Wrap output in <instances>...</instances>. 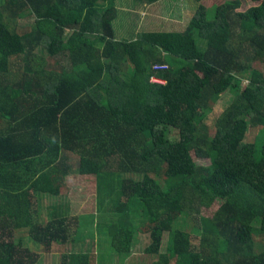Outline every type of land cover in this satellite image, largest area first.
Instances as JSON below:
<instances>
[{
  "label": "trees",
  "instance_id": "trees-1",
  "mask_svg": "<svg viewBox=\"0 0 264 264\" xmlns=\"http://www.w3.org/2000/svg\"><path fill=\"white\" fill-rule=\"evenodd\" d=\"M118 1L0 0V264H38L84 239L68 206L43 205L72 174L95 176L96 228L121 256L141 230L152 264H264V0L227 1L212 19L194 0L184 31L121 40ZM226 92L212 130L206 115ZM202 208L215 211L194 244ZM61 264L96 262L82 251Z\"/></svg>",
  "mask_w": 264,
  "mask_h": 264
},
{
  "label": "rangeland",
  "instance_id": "rangeland-1",
  "mask_svg": "<svg viewBox=\"0 0 264 264\" xmlns=\"http://www.w3.org/2000/svg\"><path fill=\"white\" fill-rule=\"evenodd\" d=\"M230 0H204L202 3L208 9V17L213 18L215 13V7L219 6ZM135 0H120L118 1L120 15L114 21V28L116 31V38L118 40L128 39L129 36L137 35L138 33H143L146 31H166V32H182L184 31L189 22L196 12L199 4L194 0H163L154 6H144L141 8H135ZM241 11H245L252 6L258 5L257 2L251 0H242ZM126 13H125V12ZM129 12L135 13L137 15V22L132 17L126 16ZM32 19L20 20L19 23L22 26L31 25ZM199 47L201 49L206 48V43L198 38ZM61 62V65L65 66L67 69L71 68L70 62L64 57H57ZM246 82H243L246 84ZM232 95L230 92H226L221 96L220 101L215 107L214 111L206 115L205 122L214 130L215 121L220 116V114L228 107L232 101ZM214 132V131H213ZM256 137L255 131H251L248 134L247 141H253ZM193 157L195 161L199 164H209V159H202L196 157L194 153ZM96 178L93 175H77L72 174L67 179V187L62 194V196L56 198H44L43 205L49 206L56 202L57 204L66 205L69 207V213L72 218L80 219L82 218L83 226H81V238L83 240H78L75 243L67 244L65 246L55 245L54 252L55 256H52V252H43L41 254V260L38 264H61L62 257H65L71 252H91L95 258L96 264H152L153 256L147 255L145 253L146 245L149 244V238L143 234L140 230L136 235V239L133 245V255L129 258L119 255L111 246L108 240L102 238L98 234V229L96 225L98 221L101 223L99 216H106L104 213L102 215L99 212V203L97 196V184ZM140 206L138 202H133L132 210L138 222L140 217L136 214L139 212ZM215 208H202L199 217L197 216L193 221L196 223V228L191 235L194 244L199 243V237L201 234V221L202 218H211L214 213ZM93 227L91 229V227ZM140 228V227H139ZM200 228V234H199ZM186 231H191L192 227L190 225L185 228ZM93 231V234H89ZM77 234V233H76ZM169 235H164L162 248H166L168 245ZM26 246H28L32 251H38L40 246L32 242L27 238ZM41 250V249H40ZM39 252V251H38ZM44 255L47 257L44 260Z\"/></svg>",
  "mask_w": 264,
  "mask_h": 264
},
{
  "label": "built area",
  "instance_id": "built-area-1",
  "mask_svg": "<svg viewBox=\"0 0 264 264\" xmlns=\"http://www.w3.org/2000/svg\"><path fill=\"white\" fill-rule=\"evenodd\" d=\"M163 68H165V66H160V65L155 66V69H163ZM153 81L163 83V81H161L160 79H157V78H153Z\"/></svg>",
  "mask_w": 264,
  "mask_h": 264
},
{
  "label": "crops",
  "instance_id": "crops-1",
  "mask_svg": "<svg viewBox=\"0 0 264 264\" xmlns=\"http://www.w3.org/2000/svg\"><path fill=\"white\" fill-rule=\"evenodd\" d=\"M158 4V3H157ZM157 4H154V5H157ZM154 5H147V6H154Z\"/></svg>",
  "mask_w": 264,
  "mask_h": 264
}]
</instances>
